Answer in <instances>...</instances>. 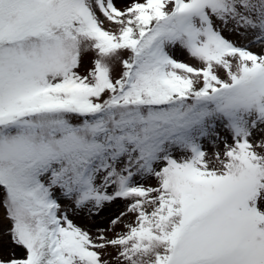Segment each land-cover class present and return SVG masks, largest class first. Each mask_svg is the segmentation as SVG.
I'll return each mask as SVG.
<instances>
[{"label": "snow or ice", "instance_id": "snow-or-ice-1", "mask_svg": "<svg viewBox=\"0 0 264 264\" xmlns=\"http://www.w3.org/2000/svg\"><path fill=\"white\" fill-rule=\"evenodd\" d=\"M0 264H264V0H0Z\"/></svg>", "mask_w": 264, "mask_h": 264}, {"label": "rangeland", "instance_id": "rangeland-1", "mask_svg": "<svg viewBox=\"0 0 264 264\" xmlns=\"http://www.w3.org/2000/svg\"><path fill=\"white\" fill-rule=\"evenodd\" d=\"M181 59H183V57H181Z\"/></svg>", "mask_w": 264, "mask_h": 264}]
</instances>
